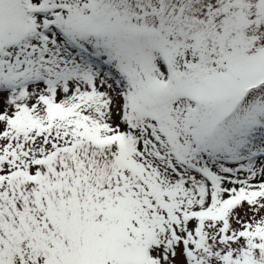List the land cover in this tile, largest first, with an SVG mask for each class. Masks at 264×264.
Masks as SVG:
<instances>
[{
    "label": "snow or ice",
    "instance_id": "snow-or-ice-1",
    "mask_svg": "<svg viewBox=\"0 0 264 264\" xmlns=\"http://www.w3.org/2000/svg\"><path fill=\"white\" fill-rule=\"evenodd\" d=\"M0 264H264V0H0Z\"/></svg>",
    "mask_w": 264,
    "mask_h": 264
}]
</instances>
